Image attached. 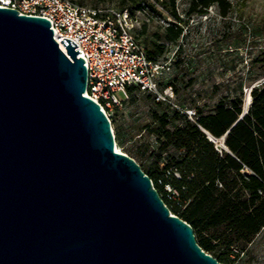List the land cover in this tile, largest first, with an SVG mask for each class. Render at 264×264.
Instances as JSON below:
<instances>
[{
	"label": "water",
	"instance_id": "obj_1",
	"mask_svg": "<svg viewBox=\"0 0 264 264\" xmlns=\"http://www.w3.org/2000/svg\"><path fill=\"white\" fill-rule=\"evenodd\" d=\"M71 40L0 5V264H226L117 150Z\"/></svg>",
	"mask_w": 264,
	"mask_h": 264
},
{
	"label": "rangeland",
	"instance_id": "obj_2",
	"mask_svg": "<svg viewBox=\"0 0 264 264\" xmlns=\"http://www.w3.org/2000/svg\"><path fill=\"white\" fill-rule=\"evenodd\" d=\"M72 1L98 7L126 4L136 19L133 33L142 46L170 61L163 81L173 88L178 107L136 90L122 106L106 110L116 148L143 169L161 172L185 155L173 146L162 149L156 115L169 114V128L174 130L186 121L177 114L179 107L197 109L192 121L216 113L220 104L235 103L245 113L253 103L254 89L264 84V0H224L223 8L214 4L205 11H191L193 0H143L139 7L136 0ZM175 25L183 29L178 42L172 43L168 28ZM117 95L126 98L124 91ZM222 137L215 140L219 150L224 149ZM196 238L199 242L198 233ZM209 253L219 256L227 251L215 246ZM229 255L228 264H264V228L245 250Z\"/></svg>",
	"mask_w": 264,
	"mask_h": 264
},
{
	"label": "trees",
	"instance_id": "obj_3",
	"mask_svg": "<svg viewBox=\"0 0 264 264\" xmlns=\"http://www.w3.org/2000/svg\"><path fill=\"white\" fill-rule=\"evenodd\" d=\"M142 1L135 4L139 7ZM214 4L223 8L224 0H193L191 11H205ZM182 29L169 26V41L177 43ZM147 53L151 59H159L157 53ZM177 114L184 117L185 125L172 130L169 114L156 115L159 124L155 131L163 141L162 149L173 146L185 155L161 172L143 170L158 188L157 180L166 170L178 169L181 178L171 181L186 188L182 196L187 204L172 211L194 227L205 251L212 252L215 246L225 249L226 254L213 256L228 264L229 253L234 248L245 250L264 228V84L254 89L251 107L234 126L243 114L235 103L230 107L220 104L216 113L202 115L197 121L180 111ZM206 132L215 137L226 135L228 150H219Z\"/></svg>",
	"mask_w": 264,
	"mask_h": 264
},
{
	"label": "built area",
	"instance_id": "obj_4",
	"mask_svg": "<svg viewBox=\"0 0 264 264\" xmlns=\"http://www.w3.org/2000/svg\"><path fill=\"white\" fill-rule=\"evenodd\" d=\"M0 5L49 18L54 37L66 54L68 49L61 41L64 37L72 39L74 46L73 41L79 45L76 50L80 49L81 53L77 56L85 59L88 70L84 94L99 102L104 111L122 106L130 98V90L147 93L158 103L178 107L173 88L163 81L170 61L148 56L133 33L136 19L128 9L87 6L72 0H0ZM119 91L125 92L124 100L117 95ZM179 111L190 120H195L198 114L193 107H179ZM174 177L181 178V174L171 167L158 178L159 189L156 187L173 214V208H184L187 204L182 196L186 188L176 187L171 181Z\"/></svg>",
	"mask_w": 264,
	"mask_h": 264
},
{
	"label": "bare ground",
	"instance_id": "obj_5",
	"mask_svg": "<svg viewBox=\"0 0 264 264\" xmlns=\"http://www.w3.org/2000/svg\"><path fill=\"white\" fill-rule=\"evenodd\" d=\"M117 150L122 151L119 147H117Z\"/></svg>",
	"mask_w": 264,
	"mask_h": 264
}]
</instances>
